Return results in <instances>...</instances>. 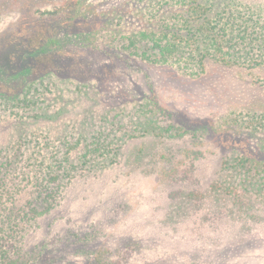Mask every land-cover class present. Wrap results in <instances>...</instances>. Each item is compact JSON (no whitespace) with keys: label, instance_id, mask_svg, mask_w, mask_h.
Here are the masks:
<instances>
[{"label":"rangeland","instance_id":"rangeland-1","mask_svg":"<svg viewBox=\"0 0 264 264\" xmlns=\"http://www.w3.org/2000/svg\"><path fill=\"white\" fill-rule=\"evenodd\" d=\"M145 4L0 0V71L30 67L39 76L54 73L80 83L84 92L70 104L73 116H88L91 103L93 112L156 103L176 125L206 131L180 150H167L160 138L128 141L120 164L77 183L61 208L42 220L30 243L51 242L32 264H264V204L246 209L231 199L213 221L205 220L199 204L191 201V210L180 198L204 195L208 204L222 157L241 153L264 160V130L244 126L247 113L264 115V69L207 61L200 76L188 77L104 41L103 32L137 27ZM51 39L58 47L48 49ZM192 146L201 157L191 174L197 182L168 185L161 173L168 166L164 155L172 154L173 164Z\"/></svg>","mask_w":264,"mask_h":264},{"label":"trees","instance_id":"trees-1","mask_svg":"<svg viewBox=\"0 0 264 264\" xmlns=\"http://www.w3.org/2000/svg\"><path fill=\"white\" fill-rule=\"evenodd\" d=\"M145 3L137 13L142 19L137 27L103 32L104 41L146 62L170 65L188 77L200 76L207 61L264 69V0ZM49 46L58 44L51 39ZM7 49L3 57L11 52ZM7 70L0 71V264H32L42 258L51 241L42 246L30 243L42 220L61 208L77 183H88L120 164L128 141L160 138L170 151L206 134L176 125L156 103L102 112H93L91 103L88 116H73L77 113L70 114V104L84 92L80 83L54 73L39 76L30 67ZM247 117L244 126L264 130L263 114L249 112ZM187 134L190 137L185 138ZM184 150L173 164V155H164L168 166L161 173L168 185L176 184V179L181 183L196 180L191 174L201 157L193 146ZM221 162L219 178L211 186L215 197L208 204L202 200L204 195L196 200L192 191L180 198L191 210L196 208L191 201L199 204L207 213L205 220L213 221L221 214L220 206H227L231 199L246 209L261 207L264 160L236 153L222 157Z\"/></svg>","mask_w":264,"mask_h":264}]
</instances>
